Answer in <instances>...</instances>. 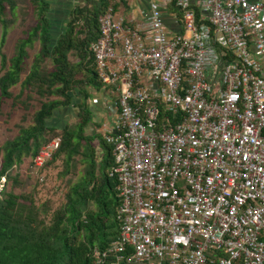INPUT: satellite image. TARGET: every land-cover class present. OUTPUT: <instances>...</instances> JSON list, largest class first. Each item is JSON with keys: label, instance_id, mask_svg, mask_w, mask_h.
<instances>
[{"label": "built area", "instance_id": "2783aa9c", "mask_svg": "<svg viewBox=\"0 0 264 264\" xmlns=\"http://www.w3.org/2000/svg\"><path fill=\"white\" fill-rule=\"evenodd\" d=\"M169 2L148 0L139 23L97 17L118 235L94 259L264 264V0H174L175 30ZM58 146L42 145L32 171Z\"/></svg>", "mask_w": 264, "mask_h": 264}, {"label": "trees", "instance_id": "16d2710c", "mask_svg": "<svg viewBox=\"0 0 264 264\" xmlns=\"http://www.w3.org/2000/svg\"><path fill=\"white\" fill-rule=\"evenodd\" d=\"M17 1L0 0V71H3L0 103L3 99L10 100L12 107L26 110L32 95L40 102L32 115L31 125L19 127L17 135L0 146V179H4L0 190V264H98L93 252L106 249L118 235V198L115 181L109 176L113 163L110 146L99 135H83L92 119L87 88L95 91L102 88L90 47L99 35L97 17L108 8L113 12L123 9V13L129 7L126 0H83L82 5L76 4L69 10L63 31L54 36L49 0H20L23 4L21 14L25 15L27 6H31L36 22L25 32L24 38L15 42L13 54L7 59L1 47L7 27L14 22ZM6 9L10 15L8 19H5ZM181 15L174 0H170L163 12L165 25L175 30ZM34 42H38V51L30 66L25 68L26 49ZM69 53L76 55L75 64L68 61ZM46 61L51 64L49 71L43 68ZM78 75L81 79H77ZM16 85L20 91L13 96L10 89ZM24 92L25 98L20 100ZM52 96L61 100H50ZM74 98L79 102L73 103ZM69 107L77 109L78 123L70 127L62 122L60 130L53 127L54 117H59V111L64 113ZM57 131L59 146L51 160L37 172L59 158L62 175L75 169V156L81 158L84 166L81 176L64 194L62 205L47 219L45 204L37 206L30 195L15 194L6 186L8 183L11 187L21 185L12 169L23 159H31ZM93 140H97L98 153L91 145ZM30 170H33L31 163Z\"/></svg>", "mask_w": 264, "mask_h": 264}, {"label": "rangeland", "instance_id": "374dc122", "mask_svg": "<svg viewBox=\"0 0 264 264\" xmlns=\"http://www.w3.org/2000/svg\"><path fill=\"white\" fill-rule=\"evenodd\" d=\"M18 0L17 8L15 9L16 13L14 14V22L7 27L6 29V36L5 42L1 47V52L5 55L8 59L13 54V47L15 42L18 39L24 38V34L28 31L31 27L35 25L36 17L34 12L32 11L31 6H27L26 8L28 11L25 15L21 14L22 5ZM147 1L145 3V7L141 10L140 15H137L138 20L142 19V14L145 15L148 12L150 5H147ZM151 1V0H150ZM50 3V10H49V18L52 24V33L54 36L64 29V23L67 19V14L69 10L76 4H83V0H49ZM25 8V6H23ZM160 9V8H159ZM123 11L120 9L115 12ZM129 10H126L122 13V16L129 17L127 13ZM5 19L10 17L7 9L5 10ZM167 15V14H166ZM0 37H1V28H0ZM38 42H34L32 47L27 48L28 57L25 60V68H28L33 60L34 55L38 51ZM68 61L71 64H75L78 59L74 53H69L67 56ZM43 68H46L47 71L51 69V64L46 61L44 63ZM3 71H0V75ZM24 74L21 76V80L23 79ZM77 79H81V76H77ZM85 87V85H84ZM13 96L19 94L20 87L16 85L10 89ZM89 92L88 98V108L92 113L91 122L84 128L83 135L88 136L92 134H96L102 137V133L99 132V127L102 126L104 123L107 124L109 121V114L108 112L99 107L98 103V95L97 93L100 91L92 90L91 88H87ZM26 93L24 92L20 100H24ZM79 98V97H78ZM78 98L73 99V103L79 102ZM50 100H61L59 97L52 96L49 98ZM10 100H1L0 103V146L7 140L13 139L18 132L19 127H27L31 125V119L33 113L38 109L40 99L36 96L32 95V98L27 102L28 107L26 110H22L20 107L11 106ZM95 111V112H94ZM62 114V115H60ZM58 115V114H57ZM59 117L55 116L52 125L53 127L60 130L62 126V122L64 125H68L70 127L74 126L78 123V114L76 108H66L64 113L60 110ZM106 121V122H103ZM105 124V125H106ZM55 137H57L58 131L55 132ZM49 135V134H48ZM50 138V137H48ZM51 140V139H49ZM48 140V141H49ZM92 147L94 148L95 153L99 152L97 140H93L91 142ZM99 155V154H98ZM80 157L75 156V169L71 170V173L67 175H62L63 166L60 162V158L53 163H49L42 171L33 172L30 170V163L31 159L26 158L23 159V162L17 166L16 168L12 169V173L18 175V178L21 182V185L18 187H11L8 183L6 186L7 190H11L15 194H27L30 195L32 200L35 202L37 206H41L45 204L48 209L47 219L52 211L60 207L64 201V194L66 193L68 187L77 181V179L81 176L83 172V164L80 161ZM0 161H1V152H0ZM39 179H42L39 181ZM4 185V179H0V190Z\"/></svg>", "mask_w": 264, "mask_h": 264}, {"label": "crops", "instance_id": "0c3cea01", "mask_svg": "<svg viewBox=\"0 0 264 264\" xmlns=\"http://www.w3.org/2000/svg\"><path fill=\"white\" fill-rule=\"evenodd\" d=\"M126 1H127L128 7H129V9H128L129 12L127 13V15H129V17L124 16L125 20L130 21L132 23H139L141 21V19L138 20L137 15H140L141 10L144 9V7H145L144 5L146 3V0H126ZM249 1L253 2L256 0H249ZM169 21H171V19H169ZM97 95H98L97 98H98L99 107L106 110V106L112 102V98L102 88L97 93ZM109 117L110 118H109V121H107V124L106 123H104V124L109 125L114 120V118L112 116L109 115ZM103 122H106V121H103ZM100 127H99V130L101 129ZM99 132L103 133V131H99Z\"/></svg>", "mask_w": 264, "mask_h": 264}]
</instances>
